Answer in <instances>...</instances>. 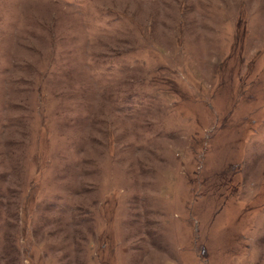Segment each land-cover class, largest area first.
<instances>
[{
	"label": "rangeland",
	"instance_id": "1",
	"mask_svg": "<svg viewBox=\"0 0 264 264\" xmlns=\"http://www.w3.org/2000/svg\"><path fill=\"white\" fill-rule=\"evenodd\" d=\"M0 264H264V0H0Z\"/></svg>",
	"mask_w": 264,
	"mask_h": 264
}]
</instances>
